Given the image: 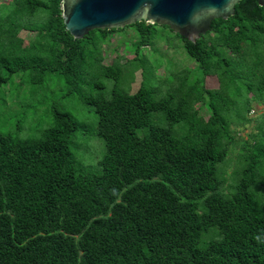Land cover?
Here are the masks:
<instances>
[{"label": "trees", "instance_id": "obj_1", "mask_svg": "<svg viewBox=\"0 0 264 264\" xmlns=\"http://www.w3.org/2000/svg\"><path fill=\"white\" fill-rule=\"evenodd\" d=\"M60 1L0 0V90L14 74L32 85L56 74L68 95L93 107L104 152L94 171L82 166L71 144L84 121L55 104L39 136L20 137V125L0 132V264H264V131L257 124L253 141L241 142L229 182L219 165L249 120L230 122L232 108L214 107L241 76L264 105V6L239 1L195 43L159 26L202 74L159 97L146 86L127 92L121 59L103 64L98 53L109 33L129 28L137 49L148 46L157 25L74 40ZM85 66L94 80L82 94Z\"/></svg>", "mask_w": 264, "mask_h": 264}, {"label": "rangeland", "instance_id": "obj_2", "mask_svg": "<svg viewBox=\"0 0 264 264\" xmlns=\"http://www.w3.org/2000/svg\"><path fill=\"white\" fill-rule=\"evenodd\" d=\"M155 31L154 40L150 45L139 49L135 44L137 35L131 28L109 33L107 39L101 43L98 53L100 51L103 56V64H111L114 60L121 59L128 76H124L122 87L127 92L135 93L139 86H146L153 88L159 97H163L169 91L184 88L202 77L199 70L195 69L196 63L184 52L172 32L159 26ZM20 37H24V32L20 33ZM95 37L96 34L91 36V40L95 41ZM83 68L85 84L82 85V94L87 93V85L94 80V77L89 75L88 67ZM27 78V74H14L8 85L0 90V132L15 133L16 126L20 125V137L39 136L41 131L50 127L51 107L55 104L59 111L84 121V124H81L83 133H76L72 140L71 152L82 166L94 171L104 149L101 141L93 134L97 119L93 107L81 101L78 95H68L63 81L56 74L49 75L43 85H32L28 83ZM104 84L107 88L111 87L110 81H104ZM205 86L215 88L216 77L207 76ZM5 88L10 92L6 99L3 94ZM98 92L95 89L93 91L94 94ZM252 96L253 93L247 91L241 76L233 83L227 81L225 93L214 103L215 108H232L227 115L230 122L237 115H244L249 120L243 121L242 125L235 128L238 134L235 151L229 154L228 161L226 159L219 165V172L223 173L222 169L225 167V176L229 182L230 174L236 168V156L240 152L241 142L253 141L254 135H258L257 124L264 131V108ZM246 108L253 113H247ZM97 142L100 147L96 146Z\"/></svg>", "mask_w": 264, "mask_h": 264}, {"label": "water", "instance_id": "obj_3", "mask_svg": "<svg viewBox=\"0 0 264 264\" xmlns=\"http://www.w3.org/2000/svg\"><path fill=\"white\" fill-rule=\"evenodd\" d=\"M241 0H61L65 30L74 40L93 30L123 29L137 22L166 26L195 43L215 19L234 15ZM264 6V0H257Z\"/></svg>", "mask_w": 264, "mask_h": 264}, {"label": "crops", "instance_id": "obj_4", "mask_svg": "<svg viewBox=\"0 0 264 264\" xmlns=\"http://www.w3.org/2000/svg\"><path fill=\"white\" fill-rule=\"evenodd\" d=\"M264 108V105H261Z\"/></svg>", "mask_w": 264, "mask_h": 264}, {"label": "built area", "instance_id": "obj_5", "mask_svg": "<svg viewBox=\"0 0 264 264\" xmlns=\"http://www.w3.org/2000/svg\"><path fill=\"white\" fill-rule=\"evenodd\" d=\"M250 112L253 113L252 110Z\"/></svg>", "mask_w": 264, "mask_h": 264}]
</instances>
